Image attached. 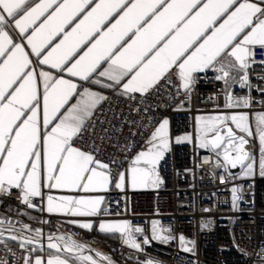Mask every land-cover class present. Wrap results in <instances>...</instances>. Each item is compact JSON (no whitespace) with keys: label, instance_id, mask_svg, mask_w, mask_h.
<instances>
[{"label":"snow or ice","instance_id":"obj_1","mask_svg":"<svg viewBox=\"0 0 264 264\" xmlns=\"http://www.w3.org/2000/svg\"><path fill=\"white\" fill-rule=\"evenodd\" d=\"M253 46L264 49V0H0V192L19 189L21 201L34 208L32 198L42 197L43 188L85 193L108 189L109 165L75 145L86 120L107 97L88 88L80 91L66 76L118 90L128 98L148 94L173 72L186 92L196 74L208 69L215 70V79L226 86L236 79L230 69L243 73L239 82L244 87L254 62ZM73 97L76 103L68 106ZM225 100L227 108L251 105L250 98L231 93ZM255 122L259 171L264 176V113ZM168 124L164 119L152 131L149 147L135 156L127 173L119 174L117 188L125 183L133 189L162 183L157 165L169 150ZM196 133L198 147L222 157L219 166L239 165L244 176L253 175V157L245 148L253 136L247 113L197 117ZM184 140L190 137L176 142ZM232 192L235 206L237 189ZM103 200L49 195L46 211L96 216ZM79 227L91 230L93 225L85 222ZM99 231L120 233L126 245L140 248L134 233L143 230L128 221L101 222ZM152 239L167 242L170 237L161 235L154 222ZM49 241L47 247L55 253L61 252L63 241L67 255H50L47 264H97L71 237L50 236ZM180 241L184 251L192 250L184 246L183 237ZM32 242L25 238L20 246ZM259 255L264 257V249ZM25 264L33 262L26 258ZM34 264L43 262L37 257Z\"/></svg>","mask_w":264,"mask_h":264},{"label":"built area","instance_id":"obj_2","mask_svg":"<svg viewBox=\"0 0 264 264\" xmlns=\"http://www.w3.org/2000/svg\"><path fill=\"white\" fill-rule=\"evenodd\" d=\"M252 50L254 62L247 69L248 83L244 87L239 82L243 73L230 69L236 79L226 86L223 80L215 79V70L208 69L196 74L194 85L186 92L179 88L173 72L144 96L106 93L107 99L86 120L75 145L108 164L112 177L97 219L128 221L133 228H141L142 233H134L139 249L126 245L122 237L114 240L95 228L82 230L65 216L48 213L43 195L32 198L35 207L28 208L21 201L20 190L10 189L0 192V264H25L35 250L55 252L45 244L50 236L71 237L93 257L108 263L102 258L107 257L112 264H262L264 176H259L256 169L253 175L244 176L241 167L228 173L227 168L219 166L223 164L221 157L198 147L195 130L198 115L245 112L251 116L264 112V49L253 46ZM228 93L235 98H250V107H225ZM164 119L169 122V150L157 165L162 183L143 191L116 188L119 174L125 172L134 154ZM175 136H188L190 140L177 143L173 141ZM248 141L245 148L254 156L256 143L254 139ZM233 188L239 197L235 206ZM154 222L171 241L158 242L150 237ZM12 235L32 238L33 242L22 248V240H13ZM178 236L189 240L191 251L178 245Z\"/></svg>","mask_w":264,"mask_h":264},{"label":"crops","instance_id":"obj_3","mask_svg":"<svg viewBox=\"0 0 264 264\" xmlns=\"http://www.w3.org/2000/svg\"><path fill=\"white\" fill-rule=\"evenodd\" d=\"M254 2H257V3H260L261 0H254ZM12 35L14 36V38L17 40V42H20V38L19 36L11 29L9 28L8 29ZM46 68V66H44ZM39 70V69H38ZM48 70V69H46ZM54 71V70H52ZM175 74V73H174ZM66 78H70V79H73L79 86V89L80 91H83L84 88H88L90 91H94V92H97V93H100L101 95H104L108 92H115L117 93V91H114L112 89H108V88H103L101 87L100 85H97V84H92L91 82H84V81H79L78 79L76 78H71V77H67ZM76 103V97H73L70 102H69V105L70 106L71 104H74ZM66 106V107H68ZM95 111V110H94ZM159 125V124H158ZM157 125V126H158ZM156 126V127H157ZM155 127V128H156ZM151 137V136H150ZM150 137L147 139V141L143 144V146L134 154V156L132 157L130 163L128 164L126 170H125V173H127V169L130 167L131 165V162L132 160L135 158V156L141 152V151H146L147 148L149 147V144H148V140L150 139ZM125 187H127L128 189L130 190H134V191H143V190H149L151 189L152 187H147V188H135L133 189L130 185H128L127 183H125ZM117 188V187H116ZM119 189V188H118ZM42 190H44V194H43V206H44V209L46 211V207H47V197L49 195L53 196V197H60V196H65V195H71V196H85V197H88V196H102L104 198V194L106 191H100V192H89V193H85L83 191H77V192H68L67 190H63V189H47V188H43ZM104 201V200H103ZM103 204V203H102ZM102 207V206H101ZM51 214H57V215H61V216H65L68 220V222L76 227H78L79 229H82V230H89V229H83V228H80L79 227V224L80 223H91L93 225V228H95L101 235L105 236V237H108V238H111V239H114V240H118L120 239L121 235L120 233H102L99 231V224L101 222H117L119 220H114V219H97L98 215L96 216H88V217H80V216H71V215H65L63 213H51ZM62 251L60 253H55L54 251H50V250H45V251H41V250H35L33 253H29V256L31 258V261L33 262L34 264V261L37 257H39L43 264H47V259L49 258L50 255H53V254H59V255H67V253H64L63 252V249H61ZM83 252H85V250H83ZM89 253H87L88 255ZM90 256H92L91 254H89ZM93 257V256H92ZM93 259H95L93 257ZM73 264H80L79 261H73Z\"/></svg>","mask_w":264,"mask_h":264},{"label":"rangeland","instance_id":"obj_4","mask_svg":"<svg viewBox=\"0 0 264 264\" xmlns=\"http://www.w3.org/2000/svg\"><path fill=\"white\" fill-rule=\"evenodd\" d=\"M235 113H240V112H234V113H231V114H235ZM260 113H264V112L254 113V114H252L251 116H249V125H250V128H251L252 131H253V136H252V137H248V139H254V141H255V143H256V153H255V155L252 156V157H253V161H254V169H256V172H257V174H258L259 176H261V175H260V171H259L260 145H259L258 138H257V136L255 135V129H256L255 118H256V116H257L258 114H260ZM231 114H230V115H231ZM197 117H207V116H205V115H198ZM197 117H196V118H197ZM195 130H196V119H195ZM178 137H179V136H175L174 139H173V141L176 142V140H177ZM156 228H157V231L160 232L161 235H165V234H163V233L158 229L157 226H156ZM152 235H153V224H151V226H150V237H151V238H152ZM166 236H167V235H166ZM168 237H170V236H168ZM180 237H181V236H178V237H177V243H178V245H179L181 248H183L182 245H181ZM183 238H184V237H183ZM153 240H154V239H153ZM171 240H172V238L170 237V239H169L168 241H171ZM155 241L160 242L159 240H155ZM168 241H167V242H168ZM184 241H185V245H184V246L190 248L191 244H190L189 240H187L186 238H184Z\"/></svg>","mask_w":264,"mask_h":264},{"label":"bare ground","instance_id":"obj_5","mask_svg":"<svg viewBox=\"0 0 264 264\" xmlns=\"http://www.w3.org/2000/svg\"><path fill=\"white\" fill-rule=\"evenodd\" d=\"M13 236V235H12ZM17 238H20V240H24L25 239V237H23V236H18ZM49 242H45V244H48ZM61 249H63V245L61 244ZM62 251V250H61ZM87 251L85 250V252H82V254L83 255H87ZM89 255V254H88ZM95 258V257H94ZM95 260L97 261V264H108V263H106L105 261H102V260H100V259H98V258H95Z\"/></svg>","mask_w":264,"mask_h":264},{"label":"water","instance_id":"obj_6","mask_svg":"<svg viewBox=\"0 0 264 264\" xmlns=\"http://www.w3.org/2000/svg\"><path fill=\"white\" fill-rule=\"evenodd\" d=\"M222 158V157H221ZM239 165L236 167V168H232L230 165L229 166H227V171H228V173H230V174H233V173H235V172H237L238 171V169H239ZM86 249V248H85ZM87 251H88V249H87Z\"/></svg>","mask_w":264,"mask_h":264}]
</instances>
